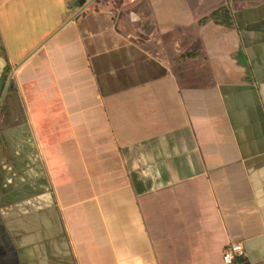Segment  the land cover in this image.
<instances>
[{
	"label": "crops",
	"instance_id": "0c3cea01",
	"mask_svg": "<svg viewBox=\"0 0 264 264\" xmlns=\"http://www.w3.org/2000/svg\"><path fill=\"white\" fill-rule=\"evenodd\" d=\"M100 1L0 0V264H264V0Z\"/></svg>",
	"mask_w": 264,
	"mask_h": 264
},
{
	"label": "trees",
	"instance_id": "16d2710c",
	"mask_svg": "<svg viewBox=\"0 0 264 264\" xmlns=\"http://www.w3.org/2000/svg\"><path fill=\"white\" fill-rule=\"evenodd\" d=\"M208 21H213L217 24H223L226 26H232L233 17H232L230 5L222 6L218 9L214 10L208 16H205L202 19H200L199 22H200V24H205ZM194 55H195L194 52H190V53H186L184 56H194ZM9 71H10V66L5 65V67L2 71V74L0 76V97H1L2 91L5 87V83H6ZM12 88H13V83L11 82L10 87H9V91H11ZM2 109H3V107H2Z\"/></svg>",
	"mask_w": 264,
	"mask_h": 264
},
{
	"label": "built area",
	"instance_id": "2783aa9c",
	"mask_svg": "<svg viewBox=\"0 0 264 264\" xmlns=\"http://www.w3.org/2000/svg\"><path fill=\"white\" fill-rule=\"evenodd\" d=\"M245 256V249L242 243H231L224 251L223 259L226 264H234L238 258Z\"/></svg>",
	"mask_w": 264,
	"mask_h": 264
},
{
	"label": "rangeland",
	"instance_id": "374dc122",
	"mask_svg": "<svg viewBox=\"0 0 264 264\" xmlns=\"http://www.w3.org/2000/svg\"><path fill=\"white\" fill-rule=\"evenodd\" d=\"M100 3H102L101 4V6H109L111 3L112 4H115V7H116V4H120L121 2L119 1V0H101L100 1ZM130 7L128 6V10L125 12L126 13V18H129L128 16H130L129 14H130ZM128 21H129V19H128ZM137 24H139V21L137 20V22H136ZM136 24V25H137ZM127 27H128V24H127ZM2 70V69H1ZM1 72V71H0ZM1 75V74H0ZM0 100H1V98H0ZM10 103H11V101H10V99L7 101L6 99L4 100V103H3V105L4 104H8V105H10ZM4 114V113H3ZM3 114H2V112H0V124H1V121H2V119H3ZM10 120H9V118H7L6 120H5V122H4V124L5 125H8L9 123H11V122H9ZM1 152V151H0ZM17 157H19L18 155H17ZM5 163L7 164V161L6 162H3V164H2V162L0 163V165L1 166H4L5 165ZM41 170V169H40ZM39 180V179H38ZM43 180V179H42ZM53 212H54V214H55V211L53 210ZM55 216H56V214H55Z\"/></svg>",
	"mask_w": 264,
	"mask_h": 264
},
{
	"label": "water",
	"instance_id": "95a60500",
	"mask_svg": "<svg viewBox=\"0 0 264 264\" xmlns=\"http://www.w3.org/2000/svg\"><path fill=\"white\" fill-rule=\"evenodd\" d=\"M11 80H12V73L9 75L8 80H7V83L5 85V89H4L3 95H2L1 100H0V107H1L2 102L4 100V97H5V94L7 92V89L9 87L10 83H11Z\"/></svg>",
	"mask_w": 264,
	"mask_h": 264
}]
</instances>
